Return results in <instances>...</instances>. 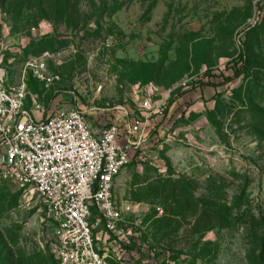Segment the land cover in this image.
Here are the masks:
<instances>
[{"label": "rangeland", "instance_id": "rangeland-1", "mask_svg": "<svg viewBox=\"0 0 264 264\" xmlns=\"http://www.w3.org/2000/svg\"><path fill=\"white\" fill-rule=\"evenodd\" d=\"M1 1L6 81L24 76L48 114L122 125L154 92L144 146L114 187L140 211L121 236L144 245L122 261L264 264V0H76L69 22L40 0ZM240 53L245 74L203 84L232 75ZM29 57L58 78L35 82ZM41 216L0 183V264H53Z\"/></svg>", "mask_w": 264, "mask_h": 264}, {"label": "built area", "instance_id": "built-area-1", "mask_svg": "<svg viewBox=\"0 0 264 264\" xmlns=\"http://www.w3.org/2000/svg\"><path fill=\"white\" fill-rule=\"evenodd\" d=\"M3 17L0 0V26ZM4 52L0 31V183L15 184L26 203L38 200L57 264H128L121 254L144 245L123 238L121 227L137 224L131 219L140 211L136 203L121 205L114 187L148 133L152 88L144 89L141 115L128 117L125 128L111 122L95 133L82 111L48 114L24 76L7 83ZM47 69L42 57L23 62V72L45 87L58 78ZM132 242L134 249L126 250Z\"/></svg>", "mask_w": 264, "mask_h": 264}, {"label": "trees", "instance_id": "trees-1", "mask_svg": "<svg viewBox=\"0 0 264 264\" xmlns=\"http://www.w3.org/2000/svg\"><path fill=\"white\" fill-rule=\"evenodd\" d=\"M40 1L44 4H47L48 6L52 7L56 16L58 18H60L61 20H65L66 22H69L68 20H69V18H71L70 11L76 12V0H46V1L40 0ZM1 4H2V1H1ZM2 9H3L4 17H5V11L3 8V4H2ZM4 17H3V19H4ZM246 67H247V63L245 60V56L243 53H240L238 56V59L233 60L231 65L227 66V70L230 69L232 72V75L227 77V76L222 74V78H223L222 81H220V82L207 81L206 83H203V84H206L209 86H214V87L223 85V84L230 82L232 80H235V79L241 77L243 74H245ZM196 84L197 85H195V86H199L198 83H196ZM27 86H28V84H27ZM170 102H173V99H170ZM111 122H113V121H111ZM111 122H109V123H111ZM1 183H3V182H1ZM133 240H135V239H133ZM136 241H139V238L136 239ZM135 246H136L135 242H132V244L124 245V248L129 251V250L134 249ZM48 250H49L48 254H49V257L51 259V262L53 264H57L56 259L53 255V253L51 252V250L49 249V247H48ZM151 255H156V254L151 253Z\"/></svg>", "mask_w": 264, "mask_h": 264}, {"label": "crops", "instance_id": "crops-1", "mask_svg": "<svg viewBox=\"0 0 264 264\" xmlns=\"http://www.w3.org/2000/svg\"><path fill=\"white\" fill-rule=\"evenodd\" d=\"M91 120V121H90ZM88 119L87 121H88V124H89V126L91 127V129H92V131L93 132H98L99 131V129L102 127V126H104L105 124H107V123H109V122H111V121H109L110 119H109V117H107V121L106 122H104V123H102L103 121H100V122H98V123H95L94 121L96 120L95 119V117H92L91 119ZM103 120V119H102ZM105 120H106V118H105ZM113 122H115V121H113ZM128 122V117L125 119V123L124 124H122V125H120L118 122H115V123H117L120 127H124L125 128V125H126V123ZM94 123L97 125H95V126H93L94 125ZM149 124V123H148ZM148 131H149V128H148ZM121 139V142H123L124 141V138H123V136L120 138ZM145 140V139H144ZM144 140L142 141V143H141V145L139 146V148H137L136 150H132L131 151V157H133V155L139 150V149H142L143 148V146H144ZM132 159V158H131ZM121 173V172H120ZM118 178V177H117ZM117 180V179H116Z\"/></svg>", "mask_w": 264, "mask_h": 264}]
</instances>
